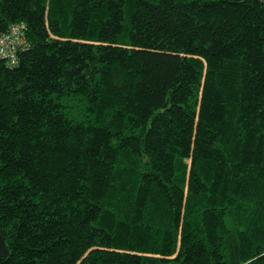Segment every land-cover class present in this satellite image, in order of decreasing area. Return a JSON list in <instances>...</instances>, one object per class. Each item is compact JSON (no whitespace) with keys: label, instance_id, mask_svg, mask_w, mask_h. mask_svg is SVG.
I'll return each mask as SVG.
<instances>
[{"label":"trees","instance_id":"1","mask_svg":"<svg viewBox=\"0 0 264 264\" xmlns=\"http://www.w3.org/2000/svg\"><path fill=\"white\" fill-rule=\"evenodd\" d=\"M0 264H264V0H0Z\"/></svg>","mask_w":264,"mask_h":264},{"label":"built area","instance_id":"2","mask_svg":"<svg viewBox=\"0 0 264 264\" xmlns=\"http://www.w3.org/2000/svg\"><path fill=\"white\" fill-rule=\"evenodd\" d=\"M27 33L25 24H16L0 34V62H5L10 67L18 65L20 54L30 47Z\"/></svg>","mask_w":264,"mask_h":264},{"label":"water","instance_id":"3","mask_svg":"<svg viewBox=\"0 0 264 264\" xmlns=\"http://www.w3.org/2000/svg\"><path fill=\"white\" fill-rule=\"evenodd\" d=\"M9 249L3 236L0 235V259H6L9 256Z\"/></svg>","mask_w":264,"mask_h":264}]
</instances>
